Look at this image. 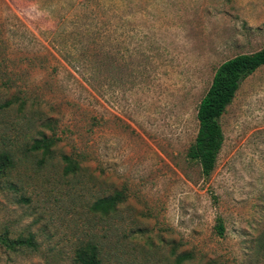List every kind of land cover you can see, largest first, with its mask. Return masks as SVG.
Returning a JSON list of instances; mask_svg holds the SVG:
<instances>
[{"label": "rangeland", "instance_id": "rangeland-1", "mask_svg": "<svg viewBox=\"0 0 264 264\" xmlns=\"http://www.w3.org/2000/svg\"><path fill=\"white\" fill-rule=\"evenodd\" d=\"M262 46L264 0H0V236L37 245L0 244V264H75L87 241L104 264H264V66L220 118L209 177L186 157L217 66Z\"/></svg>", "mask_w": 264, "mask_h": 264}, {"label": "trees", "instance_id": "trees-1", "mask_svg": "<svg viewBox=\"0 0 264 264\" xmlns=\"http://www.w3.org/2000/svg\"><path fill=\"white\" fill-rule=\"evenodd\" d=\"M264 66V46L260 49L240 53L221 62L214 71L211 83L199 101L196 111L198 122L194 141L186 151L188 160L196 162L200 166L201 174L206 178L214 170L218 154L223 144L224 135L220 118L232 102L241 83L258 68ZM54 139L41 136L35 138L30 146L33 150H41L43 156L51 155V147ZM65 162L64 172H72L77 168L76 162L67 155H63ZM14 166V154L11 150L0 149V182L8 180V174ZM124 192L115 191L113 194L99 197L92 203V209L101 214H108L124 200ZM25 200V199H23ZM215 224L216 233L224 234L225 228L220 217ZM125 237V233H123ZM119 240V238L117 239ZM0 244L8 250L19 248L36 249V241L33 233L27 236H19L10 239L6 235L0 236ZM117 248H114L116 251ZM114 251V252H115ZM186 253L180 254L175 259L180 264ZM190 257V254L187 256ZM105 250L101 243L87 241L78 245L73 252L75 264H104ZM119 256H116L115 264H121ZM108 262V261H107Z\"/></svg>", "mask_w": 264, "mask_h": 264}]
</instances>
